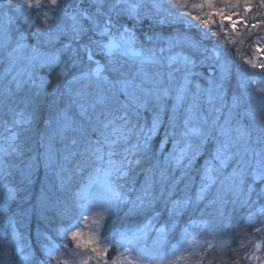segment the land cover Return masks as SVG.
<instances>
[{
  "label": "rangeland",
  "instance_id": "374dc122",
  "mask_svg": "<svg viewBox=\"0 0 264 264\" xmlns=\"http://www.w3.org/2000/svg\"><path fill=\"white\" fill-rule=\"evenodd\" d=\"M70 2L78 5L81 9H86L87 13L96 14L98 7L96 0H70ZM128 2L129 4L141 3L150 7L154 0H128ZM155 2L160 5L159 12H156L154 8L149 11L148 7H141L139 9L140 19H136L127 12L119 16L114 15L113 19L116 22V27L111 29L110 39L119 47L115 48L110 56L107 54L106 49L101 51L99 48H93L92 61L87 59V54L85 53L84 61L81 65L85 72L88 71L89 66L94 69L97 63L101 65L104 68L101 73V79L98 81L92 77L88 80L87 76L80 77L78 76L79 73H76L78 77L69 84H67V81L71 80L72 76L69 70L71 61L67 60V54L62 57L64 61L61 64L51 68L38 70V65L32 60L35 50L30 49L28 45L35 43V38L32 34L45 20L42 11L39 10L40 6L28 9L21 3V0H16L17 7L9 12L12 17L11 25L8 24V20L4 16L3 7H0V33H3L4 29H8L11 37V40L5 41L0 35V210H5L14 193V189L9 184H6L5 180L6 172L16 163L10 161V154L14 149H18L20 151L19 154L12 156V159L16 158L17 162H19L20 155L30 145H33L30 144V136L34 135V132L23 131L28 125L18 124L16 121H20V117L21 119L23 118L25 110L29 111V106L24 103L25 98L33 94L36 88L42 86L41 77L46 86L48 73L52 69L57 70L60 83L50 93L60 87H66L67 93L63 98L64 107L56 110L49 134L40 143L39 148L43 150V154L52 149L50 144L54 135L55 137L57 135L72 136L82 133L85 127L96 119L98 114L113 105L112 99H118L120 107H123L128 113H134L139 118L145 119L147 117L149 119L147 129L143 128L144 131L141 132L139 130V133L134 132V135H143L147 139L146 142L148 141L147 145H152V140L158 128L167 119L166 116H168V121L172 124L176 122L177 125L181 123L182 116H188L189 122H183L182 124L187 135H197L200 130L201 135L195 138L218 135L219 132H212V125L214 124L210 125L212 121L208 125H202L204 123V117H202L200 122H192L195 115L193 113L192 115L187 114L183 110L184 103L189 102L193 106V102L202 100L200 98L193 99L190 90L195 92V95H198V93L208 95L209 92H213L214 97L211 98L213 106L210 111L214 112V115H219L223 105L221 102L216 101V96L218 94L217 97L219 98L221 93L220 86L221 84H228L230 76L227 75V72L219 71L209 74L208 65L205 64L214 63L211 58L215 59L217 53H219L222 61L229 68L234 66L238 69L237 80H235L233 87H236L241 95L245 91L240 87L242 80L247 82L254 79L257 81L256 87L264 86V72L253 69L251 63H246V61L257 64L264 63V52H257L258 48L264 49V15H262L264 11L260 16L254 15L253 12L255 10H251L253 2L248 5L250 11L247 12L244 11L243 4L233 8L226 6L222 0H215L211 8L205 7L203 9L193 7L200 0H181V3L187 5L186 7H181L174 0H155ZM3 4L4 0H0V5ZM218 10H223L226 14L231 15L233 20L243 21V23H237L235 31H233L232 24L227 21L221 25L219 15L210 16L211 13H215ZM256 11L259 12V10ZM188 12L192 16L199 15L202 19L211 18L213 22L209 25V28H204L198 21L186 16L185 13ZM170 13L173 16L180 15L183 17V22L157 24L155 19H153L155 15L157 18L172 19ZM48 15L51 16L52 14L49 12ZM72 16L73 10L71 8L62 9L58 13L60 21L58 26L54 27L50 33L44 34L39 38L41 51H55L57 47L62 48L65 44L72 42L70 34L62 36L64 32L71 33L75 27ZM30 18L36 19L37 23L31 24ZM82 23L84 22L82 21ZM146 23L164 25L168 28V30L167 28L164 29L163 26V30H167V33L158 32V34L149 35L159 38L153 45V52L149 51V36L143 34L141 37L138 33L141 25ZM253 25H257V27H253ZM84 26L87 32L86 36L82 37L81 42L86 40L87 37H91L92 40L99 41L102 44L109 43V38L102 37L98 29L91 28L87 23ZM191 27L192 30L197 32V34L194 33L196 37L193 36ZM211 28L213 32L217 33L216 36H211ZM124 29L128 30V35L121 37ZM21 33L26 34V37H23L24 42L28 45L17 47L15 38ZM197 36H200V38L197 39ZM132 37L134 43L128 45L126 41H130ZM191 38L201 44L199 48L201 55L196 63L198 66L205 67L207 71L205 75H197L196 72L193 74L181 60H178L175 64L170 61L172 56L181 57L186 55L184 51L186 50L187 40ZM133 52L139 53V55H133ZM152 55L154 62L142 61L143 57ZM205 56L209 58L208 61H205ZM48 59H51V57L49 56ZM113 66H120L129 81L124 95L103 82L105 77L109 81L116 77L117 74L109 70ZM144 70L148 73L146 75L140 74ZM201 81L206 84L203 89L198 86ZM224 86L227 87L226 85ZM165 92L168 93L167 96H164ZM256 94L259 95L260 93L257 92ZM148 101L150 102L147 103ZM137 109L139 115L137 114ZM240 109L243 108L235 109V111H243ZM32 112H29L28 115L30 116ZM125 113L121 111L120 113H115L113 117L109 115L112 118L110 126L114 127L111 131L108 130L109 134L114 132L112 144L111 140H107L109 145L107 155L109 157L106 159L100 156L99 164L94 168L93 182H85L81 188L76 189V196L79 200L78 219L63 233L61 247L55 250L45 264H83L84 260H87L88 264H201V261L197 260V255L200 259L202 245L199 246L197 239H193L195 237L194 233L181 237L180 239L183 240L181 244L178 247H173L172 242L169 240V231H166L162 226H158L155 220L139 228L121 229L107 239L101 236L102 225L106 217L112 211L117 210L119 205H122L116 204L107 208V201L113 192L120 193L121 197H124L119 189V181L124 178L121 173L133 171L136 165L134 158L137 159V156L133 157L132 153L137 151L136 146L138 144L130 138L129 134L131 135V133L124 128L127 123L124 119H121V116ZM28 115L26 117L30 119ZM157 117H159L157 130L151 134L149 139L145 134L148 133L153 120ZM23 119L25 120V118ZM257 119L264 120V112H258ZM238 121L240 123V119ZM15 125L22 127L19 128L18 133L11 129ZM242 130V127L235 126L232 128L231 126L224 133L220 132L218 137L223 136L226 138L225 148L231 151L232 155L226 153V158L217 161L222 164L224 161L234 160L235 163L240 164L241 170L247 172L249 169L251 170L250 160L254 155L259 156L261 154L262 160H264V140L257 143L259 138L255 135L250 140L242 139ZM126 131L129 134H124ZM13 133L18 134L15 143L11 139ZM115 136H119V140H116ZM197 144L200 143H195L193 148ZM127 147L134 148L131 150ZM110 153L114 154L110 155ZM139 155L141 156L140 151ZM193 159L194 157L191 156L189 161L192 162ZM129 161H133V163L129 165ZM257 164L261 166V162ZM256 168L258 169L257 165ZM257 169L253 170L257 171ZM72 173L71 171L67 173L64 168H60L59 173L55 176L57 188L61 187L65 182V177L67 181L72 176ZM54 187V184L48 185L49 189L41 194L40 202L48 200L47 196ZM72 189L68 188L67 190L71 191ZM224 191H228L226 186L222 191L217 190L215 195L220 193L218 195V198H220L221 193ZM41 205L44 204L41 203ZM258 208L260 209L258 213H260L264 206L258 205ZM259 222L260 224L254 232L255 235H251L252 229H243L235 242L238 248L231 249L229 241L217 248L216 255L219 258L225 256L228 262L234 260L231 264H243V261L246 262L247 258L248 260L250 258L252 264H259L260 259L264 258L263 219L261 218ZM77 231L81 234V240L72 239V234ZM120 233L124 234L123 240L120 237ZM89 238H94V246L102 249V252L94 253L91 251V247L85 249L79 246L82 241L86 242ZM257 249L259 250L257 251Z\"/></svg>",
  "mask_w": 264,
  "mask_h": 264
},
{
  "label": "trees",
  "instance_id": "16d2710c",
  "mask_svg": "<svg viewBox=\"0 0 264 264\" xmlns=\"http://www.w3.org/2000/svg\"><path fill=\"white\" fill-rule=\"evenodd\" d=\"M251 2H253L251 10H255L253 14L260 16L264 11L260 0ZM163 26L142 24L138 33L141 37L143 34L149 36L158 32L167 33L168 28L164 26L167 30H163ZM191 32L196 37L194 33L197 32L192 30V27ZM199 38L200 36H197V39ZM230 69V78L227 82L229 85L224 84L229 87L220 86L219 98L218 94L216 96V101L223 105L219 115H214V112L210 111L213 102H209V98L214 97L213 92H209L208 95L203 93L195 95V92L190 90L193 99L202 100L193 102V106L189 102L183 104V110L187 114L195 115L192 122H200L202 117H204L202 125H208L212 121L210 123V125L214 123L212 132H219L218 135L231 126L247 127L244 118H239L241 125L235 119L233 98L241 94L233 87L238 69L234 66ZM194 71L197 75H205L207 72L205 67L200 65H197ZM147 73L144 70L140 74ZM47 79L45 87L50 93L60 83L57 70H50ZM204 83L201 81L198 86L203 89L206 85ZM111 102L113 105L98 114L82 133L72 136L54 135L50 144L52 149L46 154H43L39 146L52 127H48L49 119L54 118L57 109L64 107L63 102L52 110L45 107L38 116L33 112L28 115L33 111L31 107H28L29 111L23 112L25 113L23 118L28 119L26 117L28 115L32 121L31 125L25 128L34 132V135L30 136V144L33 145L20 155L19 162L16 158L12 159V156H16L14 152L10 154V161L16 163L6 172L5 180L6 184L14 189V193L5 208L7 211L0 214V264H28L16 252L15 243L25 249L26 253L30 252L36 264H45L55 250L61 247L63 233L78 219L79 200L76 189L81 188L85 182H93L94 168L99 164L100 156L106 159L109 157L107 140H111L112 144L114 133H108V130L114 128L110 126L112 118L109 115L113 117L115 113L121 111L128 113L120 107L118 99H112ZM127 116L131 122L124 128L131 135L127 131L124 134H129L138 145H143L147 139L143 135H134V132L139 133L140 129H147L149 119L139 118L134 113H128ZM166 117L165 123L158 128L152 145H147L146 149L143 147L139 149L141 156L138 155L137 159H140V163L135 165L127 177L119 181L122 195L132 201L131 208L136 207L138 198L145 200L150 207L130 211L128 205H119L117 210L112 211L104 220L101 236L107 239L121 229L139 228L155 220L158 226L169 231V240L173 247L181 244L183 241L181 237L194 233L193 239L196 238L199 246L202 245L200 259L197 255V260H200L201 264H231L234 260L228 262L225 256L219 258L216 255L217 248L229 241L231 249L238 248L235 242L241 231L252 229L251 235H255L261 218L264 222V209L258 213L260 210L258 205L264 206V179H256L254 177L256 170H253L257 169L256 165L258 168L261 167L257 163L261 162L263 157L261 154L254 155L250 160L251 170L247 172L241 170L240 164L234 160L221 164L217 160L226 158V153L232 155L231 151L225 148L226 138L218 137L217 134L195 138L201 135L200 130L197 135H187L182 124L189 122L188 116H182L178 125L176 122L172 124L168 121V116ZM23 118L20 117V121H24ZM19 128L22 127L16 125L11 127L17 133ZM115 139L119 140V136ZM73 140L75 143H72ZM195 143L200 144L193 148ZM191 156L194 157L192 162L189 161ZM60 168H64L67 173L70 171L73 173L67 181L65 177V182L57 188L55 176ZM49 184H54L55 187L50 190L48 200L40 202V196L49 189ZM225 186L228 191L222 192L218 198L220 193L215 195L216 191H222ZM68 188L73 189L68 191ZM185 201L189 202L188 205H185ZM60 204L72 208L73 212L62 214L59 211ZM9 217L17 220L20 235L15 241L12 237L15 235V229L11 228ZM243 264H252L250 258L249 260L247 258L246 262L243 261Z\"/></svg>",
  "mask_w": 264,
  "mask_h": 264
},
{
  "label": "snow or ice",
  "instance_id": "6c2138e0",
  "mask_svg": "<svg viewBox=\"0 0 264 264\" xmlns=\"http://www.w3.org/2000/svg\"><path fill=\"white\" fill-rule=\"evenodd\" d=\"M55 2V0H53ZM97 2V11L96 14H90L87 13L86 9H81L78 5L74 3H70L67 5L64 9L71 8L73 10V16L72 19L75 22V27L72 29L71 33L64 32L62 36L64 35H71L72 42L69 44H65L62 48L57 47L55 51H41L40 46L38 48H31L28 44L24 42V37L22 35H18L15 38V42L17 44V47H20L21 45H28L30 49H34L32 55V60L34 63H36L38 66L43 68H51L56 65L61 64L64 59L62 57L67 54V60L71 61V64L69 65V70L71 71L72 79L67 81V84L70 82L76 80L78 76L85 77L87 76V79L90 80L92 77H95L98 81L101 79V73L104 71V68H102L101 65L98 63L96 64V67L93 69L89 66V69L87 72L84 71L83 67L81 66L84 61V54H87V59L89 61H92L93 59V48H99L101 51L107 50V54L110 56L113 52V50L119 45H117L114 41L110 39V32L112 28L116 27V22L113 19V16H119L124 12H127L129 15L134 16L136 19H140V12L139 9L141 7H148V10L151 11L153 8L156 10V12H159L160 5L158 3L154 2L149 7L148 5H142L141 3H134L129 4L128 0H96ZM174 2L181 7H186L187 5L184 3H181V0H174ZM215 0H200L199 3L194 4L193 7L203 9L205 7L211 8ZM222 2L226 6L230 7H237L241 4L244 6V11H250V8L248 5L250 4L251 0H222ZM260 4L262 7H264V0H260ZM0 7H3L4 9V16L8 20V24L11 25L12 17L9 15L10 10L14 9L12 5H0ZM106 9V10H105ZM172 19H165V18H157L155 15L153 19H155V22L157 24H177L183 22V17L180 15L173 16L172 13H170ZM186 16L191 17L192 20L198 21L200 24L204 26V28H209V25L213 22L211 18H204L202 19L199 15L192 16L190 12L185 13ZM219 15L220 17V23L223 25L226 21L228 23L232 24L233 31H235L236 24L237 23H243V21H236L232 19L231 15L226 14L223 10H218L215 13H211L210 16H216ZM82 21L84 23H82ZM59 18L55 24L54 27H57L59 24ZM87 23L90 25L91 28L98 29L99 34L102 37H108L109 43L102 44L99 41H94L91 39V37H87L86 40L82 41V37L86 36L87 29L85 28L84 24ZM247 26V25H245ZM253 27H257V25H253ZM51 32V31H50ZM49 32V33H50ZM2 35L3 39L5 41L11 40V37L9 35V30L4 29L3 33H0ZM128 30L124 29V32L122 33L121 37L127 36ZM217 33L212 32L211 36H216ZM188 36V35H185ZM42 36H38V39ZM190 37V36H188ZM158 37L149 36L148 37V45H149V51L153 52V45L156 41H158ZM128 45H131L134 43V39L130 41H126ZM200 43L197 40L189 39L187 40L186 44V50L184 51L186 55H183L181 57L172 56L170 57V61L172 64H175L178 62V60H181L185 67L193 72L195 74L194 69L197 67L196 61L199 59L201 53L199 51ZM257 52H264V49H257ZM133 55H139V53H132ZM51 57V59H48V57ZM205 61H208L209 58L207 56L204 57ZM214 63L209 62L205 63L208 65L209 74L214 71L219 72H227L228 76L230 75L231 69L222 61L219 53L216 54L215 59L213 57L211 58ZM143 62L152 63L153 55L152 56H145L142 59ZM246 63H251V66L253 69H258L260 72H264V63H252L251 61H246ZM204 65V64H201ZM110 71L115 72L117 75L112 80L109 81L106 77L103 78V82L110 86L112 89H117L119 93H122L124 95L125 89L128 87V79L125 77L124 72L122 71L120 66H113ZM76 73H79L77 76ZM125 77V78H122ZM42 80V86L36 88V91L25 98L24 103H26L29 107L33 109L34 115H39L41 112L44 111L45 107H47L49 110H52L53 108L58 107L60 102H63L64 95L67 93L66 87H60L56 89L54 92L49 93L46 90L45 82L43 78H40ZM257 81L252 79L250 81H241L240 87L243 88L245 91L244 93L239 97L233 98V109H239L243 108V111H235V119L239 120V118H244L247 121V127L243 128V136L242 139H248L250 140L253 135L257 136L259 139L257 140V143H260L262 140H264V120L257 119V113L258 112H264V86L256 87ZM224 85L221 84V87ZM252 89V90H249ZM260 93L257 95L256 93ZM168 93L165 92L164 96H167ZM148 101L147 103H149ZM209 102H211V98H209ZM146 103V104H147ZM144 104V105H146ZM139 109V108H138ZM137 109V114L139 115V111ZM121 119H124L126 123H130L131 121L128 119L127 113L121 116ZM16 123H23L25 125H31L32 121L29 119H25L24 121L17 120ZM159 123V117H157L155 120H153L152 126L149 129L148 133L145 135L148 136L150 139V136L152 133L156 132L157 127ZM53 124V120L49 119L48 121V127L50 128ZM29 128L23 129V131L27 132L29 131ZM141 132H143V129H140ZM17 133H13L12 135V141L15 143L17 140ZM148 139V140H149ZM72 143H75L73 140ZM148 141L144 143L143 145H137V151L132 153L133 157H136L139 155V149L143 147V149L147 148ZM112 146V145H110ZM99 151V149H97ZM14 154H19L18 149L13 150ZM114 153H110V155H113ZM133 161H129V165H131ZM136 164L140 163V159L135 160ZM122 176L127 177L129 175L128 171H124L121 173ZM254 177L256 179H264V160L261 161V167L257 169V171L254 173ZM211 179V178H209ZM242 182V181H241ZM188 201H185V205H188ZM116 204H126L129 206L130 211H137V210H145L148 209V206L143 199H139L137 201L136 207L131 208L132 201L124 196L121 197L120 193L113 192L110 199L107 201V207H112ZM7 211V209H5ZM59 211L62 214H71L73 212L72 208H66L64 204H60ZM11 228L15 229V235L12 236L13 240L15 241L16 237L20 235L19 231L17 230V220L11 219L9 221ZM163 231V229H161ZM120 237L123 240L124 234L120 233ZM73 240H81V234L77 231L72 234ZM95 240L94 238H89L86 242H81L79 246L88 249L91 247V251L94 253L102 252V249H98L94 246ZM15 250L16 252L21 256V258L28 262V264H36V261L33 259L32 254L30 252L26 253L25 249L20 248L15 243ZM259 249H257L258 251ZM254 258V257H252ZM83 264H88L87 260L83 261ZM259 264H264V258L260 259Z\"/></svg>",
  "mask_w": 264,
  "mask_h": 264
},
{
  "label": "clouds",
  "instance_id": "9594fccd",
  "mask_svg": "<svg viewBox=\"0 0 264 264\" xmlns=\"http://www.w3.org/2000/svg\"><path fill=\"white\" fill-rule=\"evenodd\" d=\"M21 3H23L28 9H32L35 6H40V9L43 13V16L45 17L44 23L37 27L36 30L33 32V37L35 38V43L30 45L31 48H38L41 44L40 40L38 39V36H43L44 34L49 33L55 26L57 20H58V13L67 7L71 2L70 0H21ZM5 5H12L14 8L17 7L16 0H4ZM51 13L52 15L49 16L48 13ZM31 24H36V19L30 18ZM22 36L26 37L25 33H21ZM47 46V45H45ZM42 69L40 66H38V70ZM104 207V206H99ZM107 207V206H106ZM109 208V207H107ZM5 210H0V214H4ZM11 220L12 218L9 217Z\"/></svg>",
  "mask_w": 264,
  "mask_h": 264
},
{
  "label": "water",
  "instance_id": "95a60500",
  "mask_svg": "<svg viewBox=\"0 0 264 264\" xmlns=\"http://www.w3.org/2000/svg\"><path fill=\"white\" fill-rule=\"evenodd\" d=\"M95 78V77H94Z\"/></svg>",
  "mask_w": 264,
  "mask_h": 264
}]
</instances>
